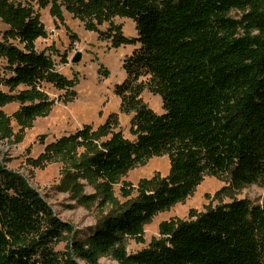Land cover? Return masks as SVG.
Segmentation results:
<instances>
[{
    "label": "trees",
    "instance_id": "obj_1",
    "mask_svg": "<svg viewBox=\"0 0 264 264\" xmlns=\"http://www.w3.org/2000/svg\"><path fill=\"white\" fill-rule=\"evenodd\" d=\"M81 11L105 6L131 18L136 33L119 42L138 44L124 58L126 76L115 85L120 110L133 113L129 139L110 113L92 130L84 126L48 148L71 160V150H89L84 165L108 191L137 164L167 154L169 173L139 181L138 195L120 212L106 216L74 244L89 264L111 252L117 264H264V204L232 199L175 225L162 223V238L128 253L125 237L142 239L143 228L160 211L191 195L205 175L227 176L234 188L264 186V0H77ZM17 44L1 43L7 70L3 83L30 122L49 110L36 87L58 88L53 62L35 40L44 27L26 7L5 2ZM233 10L243 11L232 17ZM5 13V11H4ZM5 14V15H6ZM109 35V34H106ZM103 34L104 38H108ZM146 77V80H142ZM149 88L162 100L154 112L142 99ZM2 97V96H0ZM226 188H223L225 190ZM71 225L22 175L0 163V264H78L55 250Z\"/></svg>",
    "mask_w": 264,
    "mask_h": 264
},
{
    "label": "rangeland",
    "instance_id": "obj_2",
    "mask_svg": "<svg viewBox=\"0 0 264 264\" xmlns=\"http://www.w3.org/2000/svg\"><path fill=\"white\" fill-rule=\"evenodd\" d=\"M5 2L26 7L37 17L44 33L35 40L36 48L49 54L59 77L66 84L70 83L58 88L53 82H41L36 90L49 101V110L28 122L21 115L22 105L12 99L26 87L19 85L11 90L3 83L7 66L0 54V163L22 175L55 214L71 225L72 230L63 233L55 250L70 255L78 264H89L76 253L75 242L87 245L88 236L106 216L120 212L138 195L141 179L166 176L170 167L168 155L153 156L137 164L111 186L108 195L104 182L84 165L89 150L79 146L71 150L73 158L69 160L48 146L84 126L94 130L110 113L117 114L118 129L123 135L134 138L130 132L133 113L120 110V97L114 88L126 76L124 58L138 44L113 45L110 36H134L135 23L107 6L102 11H81L77 0H0L1 43L17 44V40L5 36L11 29L3 8ZM242 12L233 10L230 16L240 17ZM103 34L109 37L104 38ZM141 97L154 112H163L158 94L145 88ZM236 198L264 204V186L250 183L234 188L226 175H205L191 195L158 212L144 226L141 240L125 237V250L137 252L162 238L160 225L164 222L175 225L179 221L193 220L200 213ZM98 263L117 264V261L108 252L99 255Z\"/></svg>",
    "mask_w": 264,
    "mask_h": 264
}]
</instances>
